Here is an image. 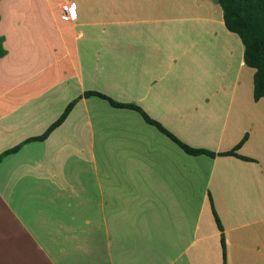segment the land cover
<instances>
[{
    "label": "crops",
    "instance_id": "obj_1",
    "mask_svg": "<svg viewBox=\"0 0 264 264\" xmlns=\"http://www.w3.org/2000/svg\"><path fill=\"white\" fill-rule=\"evenodd\" d=\"M0 48V264H264V98L216 0H0Z\"/></svg>",
    "mask_w": 264,
    "mask_h": 264
},
{
    "label": "trees",
    "instance_id": "obj_2",
    "mask_svg": "<svg viewBox=\"0 0 264 264\" xmlns=\"http://www.w3.org/2000/svg\"><path fill=\"white\" fill-rule=\"evenodd\" d=\"M221 12L224 27L227 31L234 33L239 38L243 46L242 60L245 66L253 69L252 75V99L257 101L264 98V0H216ZM3 51L0 48V55ZM94 95L106 100L113 107H122L137 111L143 120L153 125L160 133L166 135L174 142L184 153L188 155L204 154L213 157L214 154L204 150L191 149L186 145L178 142L170 136L157 123L147 118L139 109L131 105H120L112 102L110 99L93 92L86 93ZM69 104L64 110L62 116L55 122L58 124L70 109ZM243 140V139H242ZM241 141L239 142V144ZM235 146L234 149H236ZM220 156L233 155L232 151L219 154ZM240 158V157H239ZM243 159V158H241ZM217 227L220 229L219 223L214 215ZM220 245L223 255V240L220 236Z\"/></svg>",
    "mask_w": 264,
    "mask_h": 264
},
{
    "label": "rangeland",
    "instance_id": "obj_3",
    "mask_svg": "<svg viewBox=\"0 0 264 264\" xmlns=\"http://www.w3.org/2000/svg\"><path fill=\"white\" fill-rule=\"evenodd\" d=\"M94 1H97V0H94ZM100 1H101V0H100ZM102 1H106V0H102ZM212 53H213V55H205V56H206L207 58L211 57V58L215 59V63L219 64L218 68H220V67H224V65H221V64H222V61H221V59H220L221 56H219L218 54H215L214 52H212ZM230 61H231V60H230ZM215 63H214V65H215ZM232 67H234V66H233V64H232V62H231V67H230L229 69L231 70ZM218 68H217V69H218ZM242 75H243V74H242ZM243 79H244V77H243ZM247 79H248V77H247ZM205 80H207V79H205ZM244 89H245V87L239 85V87L237 88V92H236V94H237V95L246 94V92L244 91ZM257 124L262 125V121H259V123H255V126H257Z\"/></svg>",
    "mask_w": 264,
    "mask_h": 264
},
{
    "label": "built area",
    "instance_id": "obj_4",
    "mask_svg": "<svg viewBox=\"0 0 264 264\" xmlns=\"http://www.w3.org/2000/svg\"><path fill=\"white\" fill-rule=\"evenodd\" d=\"M72 7L69 3H65L63 5H61L60 7V13L62 14V16L69 20L72 16Z\"/></svg>",
    "mask_w": 264,
    "mask_h": 264
}]
</instances>
